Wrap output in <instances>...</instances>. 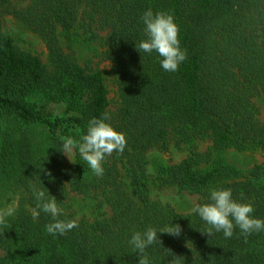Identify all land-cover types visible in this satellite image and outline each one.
Masks as SVG:
<instances>
[{
	"label": "trees",
	"instance_id": "obj_1",
	"mask_svg": "<svg viewBox=\"0 0 264 264\" xmlns=\"http://www.w3.org/2000/svg\"><path fill=\"white\" fill-rule=\"evenodd\" d=\"M148 8L170 12L179 25L187 59L174 73L160 67L155 53L142 59L135 48ZM6 15L42 37L49 64L4 33ZM80 30L105 41L118 85L116 113L103 72L75 58ZM259 97L264 0H28L25 6L0 0V187L20 192L10 203L0 199V264H137L139 255L127 244L131 234L171 222L180 235L158 233L161 241L146 250L153 264L174 258L175 264H264V232L247 238L238 229L232 238L202 233L206 225L194 213L151 196L147 171L149 150L187 145L192 151L181 162L158 163L161 186L197 194V204L209 202V186L231 188L235 199L253 206L252 215L264 218V161L241 170L196 150L206 139L219 151L264 150ZM105 112L126 134L127 146L105 158L97 177L75 149L69 163L58 147L61 137L78 140L87 122ZM32 186L53 195L60 219H75L78 227L63 236L46 233L51 218L30 215ZM72 192L100 196L110 215L87 221L66 212Z\"/></svg>",
	"mask_w": 264,
	"mask_h": 264
},
{
	"label": "clouds",
	"instance_id": "obj_2",
	"mask_svg": "<svg viewBox=\"0 0 264 264\" xmlns=\"http://www.w3.org/2000/svg\"><path fill=\"white\" fill-rule=\"evenodd\" d=\"M140 23L143 25V38L134 41L142 59L144 54L151 56L155 53L159 58L160 67L165 72L178 71L187 59V50L181 47L180 28L175 17L168 11H154L148 8L141 14ZM109 121L110 115L106 112L100 117H92L78 140L71 136L61 137L58 150L75 162L71 157L75 149L88 169L95 176H102L105 172V158L113 152L123 153L127 146L126 134L117 130ZM207 193L209 202L194 204L191 207V212L206 225L202 233L212 236L216 232L222 233L224 238H232L238 229L239 234L247 238L254 233L264 232V218L252 215L253 206L235 199L231 188L209 186ZM32 195L35 200L34 207L30 209L33 221H37L41 213L51 218L43 225L46 233L53 237L63 236L78 227L75 219H60L61 208L57 199L44 188L32 186ZM4 223L5 221L0 219V225ZM180 232V226L172 222L159 229L148 226L143 231L133 232L127 244L132 253L139 255L137 264H153L146 250L161 241L158 233L179 236ZM172 264H175V258Z\"/></svg>",
	"mask_w": 264,
	"mask_h": 264
},
{
	"label": "rangeland",
	"instance_id": "obj_3",
	"mask_svg": "<svg viewBox=\"0 0 264 264\" xmlns=\"http://www.w3.org/2000/svg\"><path fill=\"white\" fill-rule=\"evenodd\" d=\"M15 4L25 6L28 0H14ZM3 31L6 35L13 38L15 44L22 50L32 52L39 55L44 63L49 64V50L42 37L31 30L21 20L6 15L3 19ZM105 35V33H103ZM61 43L68 51V41L64 35H60ZM107 46L105 41L89 40L83 30L77 35L73 44V52L77 61L83 65H88L93 69L101 70L105 76L106 84L109 90L110 111L116 113L118 104L120 102L118 94V85L112 70L111 60L106 56ZM257 103L260 107L261 118L264 119V97H259ZM197 151L203 153H210L211 160L216 158H224L228 163L241 170H248L253 165L264 161V150L261 149H245L239 150L229 148L222 151L215 150L212 147V141L209 139L201 140L197 143ZM192 149L187 145L178 147L172 144L168 150L151 149L147 152L149 160L147 171L150 176V193L154 199L161 200L162 202L173 206L180 213L191 212V207L198 203L199 196L190 193L186 190H181L174 185L161 186L158 179L157 165L162 163L165 165L175 164L181 162ZM69 163L73 161L65 154ZM72 159L75 161L74 149L71 153ZM74 163V162H73ZM204 163L203 166H207ZM9 187H0L1 201L12 202L17 199L19 191L8 190ZM9 210L6 209L7 213ZM0 212H3V206H0ZM66 212H71L78 219L94 221L102 219L110 215V208L107 204L102 202V198L95 194L85 195L72 192L67 199Z\"/></svg>",
	"mask_w": 264,
	"mask_h": 264
}]
</instances>
